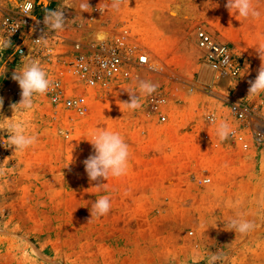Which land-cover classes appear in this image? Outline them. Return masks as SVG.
I'll return each instance as SVG.
<instances>
[{"label":"rangeland","instance_id":"1","mask_svg":"<svg viewBox=\"0 0 264 264\" xmlns=\"http://www.w3.org/2000/svg\"><path fill=\"white\" fill-rule=\"evenodd\" d=\"M66 2L0 0V264H208L212 254L222 257L216 264H264V92L248 95L264 57V0H252L259 15L247 19L229 12L227 0H122L118 9L114 0ZM14 19L23 22L19 32ZM116 25L158 72L88 88L65 62L98 36L110 39ZM198 30L228 46L237 70L212 87L202 81ZM32 60L62 82L66 98L86 97L84 116L49 93L14 113L21 89L12 74ZM142 80L158 85L160 111L139 93ZM129 91L140 96L134 111L122 104ZM232 103L246 110L244 120L230 113ZM12 117L37 137L25 151L7 146L3 129ZM222 121L231 129L225 141L217 135ZM101 128L120 133L130 157L126 175L97 187L83 161ZM102 196L109 213L91 217ZM237 218L253 230H229Z\"/></svg>","mask_w":264,"mask_h":264},{"label":"clouds","instance_id":"2","mask_svg":"<svg viewBox=\"0 0 264 264\" xmlns=\"http://www.w3.org/2000/svg\"><path fill=\"white\" fill-rule=\"evenodd\" d=\"M121 0H114L112 8L118 9ZM88 4L81 5L82 9H87ZM105 7H108L107 5ZM225 7L229 10H235L242 18L257 17L259 13L253 8L252 0H227ZM61 22L58 20L53 27L60 28ZM264 50V45L261 46ZM261 65L257 71L254 80L249 81L248 95H258L264 92V57H260ZM12 79L16 81L21 89V100L18 104L12 105L14 113L24 110H30L34 106V97L44 96L53 87V81L48 78L46 71L40 66L38 61L32 60L25 63L18 71H14ZM158 85L150 81H139L138 91L142 95H151L156 91ZM129 100L122 104L130 110H136L141 107L140 96L135 91H129ZM3 106V99L0 98V108ZM14 116V115H13ZM7 119V118H5ZM6 130L8 133L7 146L14 148V151H25L32 147L37 140L33 134L26 131V126L19 121H14L13 117L7 119ZM231 129L226 122H221L217 127V135L220 141H225L230 135ZM94 154L83 161L85 171L89 181H96L97 187L104 183L100 181L107 180L110 176L119 178L126 175L130 157L129 145L118 132L99 129L92 134L90 141ZM3 174V169H0ZM210 178H205L202 183H210ZM111 209V201L108 196H102L92 204V215L104 216ZM254 224L243 219H232L229 222V230H234L241 234H247L253 230ZM222 259L218 254H212L208 259V264H216V261Z\"/></svg>","mask_w":264,"mask_h":264},{"label":"built area","instance_id":"3","mask_svg":"<svg viewBox=\"0 0 264 264\" xmlns=\"http://www.w3.org/2000/svg\"><path fill=\"white\" fill-rule=\"evenodd\" d=\"M31 8V4H27L24 12L29 13ZM22 27L23 22L14 19L12 31L19 32ZM112 32L110 39L95 43L87 52L75 51L65 62L67 72L84 81L91 89L109 88L120 81L134 80L139 73L158 72L149 70L150 55L138 41L128 35L129 30L123 29L122 25H116ZM196 46L202 54V81L208 86H215L221 80L224 71L237 72L231 64L228 46L216 41L206 30H198L196 33ZM76 47L79 45L76 44ZM17 51L23 54L22 48H18ZM48 93L56 105L62 103L66 110L76 115L84 116L88 110L85 96L65 97L61 81H53V87ZM146 100L150 111L153 112L160 111L165 104V98L160 93L147 95ZM229 110L239 120H244L247 116L246 110L237 103L230 104ZM161 121H164V117Z\"/></svg>","mask_w":264,"mask_h":264},{"label":"bare ground","instance_id":"4","mask_svg":"<svg viewBox=\"0 0 264 264\" xmlns=\"http://www.w3.org/2000/svg\"><path fill=\"white\" fill-rule=\"evenodd\" d=\"M70 1H71V0H67L66 5H68V7L71 8ZM171 12H172V11H171ZM174 16H175V15H174ZM98 39H99V41H101V40L105 39V37H103V36H98ZM149 70H151L150 66H149Z\"/></svg>","mask_w":264,"mask_h":264}]
</instances>
